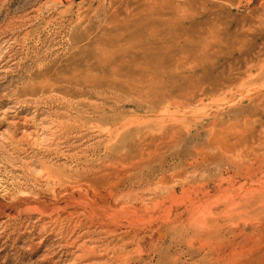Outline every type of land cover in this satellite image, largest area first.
<instances>
[{"label":"rangeland","instance_id":"1","mask_svg":"<svg viewBox=\"0 0 264 264\" xmlns=\"http://www.w3.org/2000/svg\"><path fill=\"white\" fill-rule=\"evenodd\" d=\"M263 126L264 0H0V264H264Z\"/></svg>","mask_w":264,"mask_h":264},{"label":"bare ground","instance_id":"2","mask_svg":"<svg viewBox=\"0 0 264 264\" xmlns=\"http://www.w3.org/2000/svg\"><path fill=\"white\" fill-rule=\"evenodd\" d=\"M260 126V125H259ZM264 127V126H263ZM261 130V129H260ZM255 133V132H254ZM264 133V132H263ZM263 137V136H262ZM251 139V138H250ZM253 139V138H252ZM253 142H254V140H253ZM240 143V142H239ZM258 146H259V144H258ZM261 147V146H260ZM252 150V149H251ZM254 151V150H253ZM244 153V152H243ZM244 155V154H243ZM251 156V155H250ZM242 158V157H241ZM242 160V159H241ZM242 164V163H241ZM118 175V174H117ZM92 192V191H91ZM106 202V201H105ZM205 218V217H204ZM203 218V219H204ZM208 220V219H207ZM205 224V223H204ZM208 225H210V224H208ZM212 225V224H211ZM203 226V225H202ZM200 228V227H199ZM198 231H200V230H198ZM201 232V231H200ZM203 232H207V231H203ZM208 233V232H207ZM160 234V233H159ZM200 234V233H199ZM203 234V233H202ZM161 235V234H160ZM214 244V243H213ZM203 247V246H202ZM206 249V248H205ZM217 259V258H216ZM224 260V259H223Z\"/></svg>","mask_w":264,"mask_h":264}]
</instances>
